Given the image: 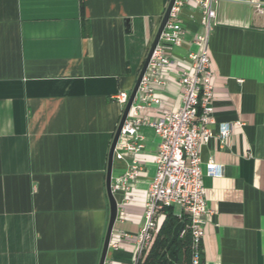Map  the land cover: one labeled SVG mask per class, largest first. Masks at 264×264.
<instances>
[{"label":"crops","instance_id":"1","mask_svg":"<svg viewBox=\"0 0 264 264\" xmlns=\"http://www.w3.org/2000/svg\"><path fill=\"white\" fill-rule=\"evenodd\" d=\"M167 5L0 0V264L100 263L110 218L109 151L124 111L116 96L133 90ZM218 13L209 40L212 130L217 135L223 122L233 127L201 151L213 210L204 264H264V0H222ZM182 16L189 35L173 53L187 67L191 34L201 25L191 6ZM159 93L158 114L180 104L176 80ZM144 133L145 171L125 198L117 196L114 229L133 235L144 224L157 165L159 137L151 128ZM211 159L222 166L218 177L206 174ZM129 163L114 160L113 177ZM121 246L107 257L133 264L134 243Z\"/></svg>","mask_w":264,"mask_h":264},{"label":"built area","instance_id":"2","mask_svg":"<svg viewBox=\"0 0 264 264\" xmlns=\"http://www.w3.org/2000/svg\"><path fill=\"white\" fill-rule=\"evenodd\" d=\"M221 1L176 0L114 149V160H130L127 171L112 178V192L116 197L121 195L125 198L145 171V161L139 157L145 149L144 129L151 128L159 137L156 173L145 199L144 224L135 235L114 229L112 235L115 234L118 240L111 238L110 241V247L115 249L122 247V241L133 242V264L144 259L152 248L167 207L175 206L180 216L190 217L194 244H203L205 223L210 220L213 210L208 205L204 185L202 147L214 136L226 139L233 127V123L223 122L217 135L212 130L215 95L209 40L218 24ZM186 6L199 12L201 31L191 34L192 49L188 54L187 67H184L183 60L173 53V48L183 46L189 35L182 16ZM170 80H176L181 88L180 104L158 114L163 103L159 87ZM130 94L121 91L116 96L123 109ZM206 168L209 176L222 174V166L212 159ZM104 264L116 262L107 257Z\"/></svg>","mask_w":264,"mask_h":264},{"label":"trees","instance_id":"3","mask_svg":"<svg viewBox=\"0 0 264 264\" xmlns=\"http://www.w3.org/2000/svg\"><path fill=\"white\" fill-rule=\"evenodd\" d=\"M170 255L174 256V264H204L203 246L194 244L191 219L185 214L180 216L175 206L165 209L156 240L138 264H169Z\"/></svg>","mask_w":264,"mask_h":264},{"label":"water","instance_id":"4","mask_svg":"<svg viewBox=\"0 0 264 264\" xmlns=\"http://www.w3.org/2000/svg\"><path fill=\"white\" fill-rule=\"evenodd\" d=\"M176 0H170L167 7H166V10H165V13L162 17V20H161V23H160V26L158 28V31L156 33V36L154 38V41H153V44L151 45L150 49H149V52L147 54V57L145 59V62L142 66V71H140L139 73V76L137 78V81H136V84L133 88V90L131 91V94H130V99L123 111V114H122V117H121V120L119 122V125L117 127V130L115 132V135H114V138H113V141H112V144H111V148H110V151H109V160H108V169H107V192H108V197H109V203H110V218H109V224H108V228H107V233H106V237H105V241H104V246H103V250H102V254H101V259H100V263L99 264H104L105 263V260L108 256V252H109V248H110V241H111V238H112V233H113V230H114V226H115V223L117 221V218H118V215H119V203H118V200H117V197L114 195V193L112 192V178H113V163H114V149L116 147V144L118 142V139H119V136L121 134V130H122V127L124 125V122L125 120L127 119L128 115H129V112H130V109H131V106L133 104V101L136 97V94H137V91L140 87V84L142 82V79L148 69V66H149V63H150V60L152 58V55L153 53L155 52V49L157 47V45L159 44L160 42V39H161V36H162V33L166 27V24L170 18V14H171V11H172V8L174 7V4H175Z\"/></svg>","mask_w":264,"mask_h":264}]
</instances>
